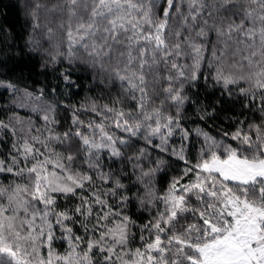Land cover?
Here are the masks:
<instances>
[{"label": "snow or ice", "instance_id": "6c2138e0", "mask_svg": "<svg viewBox=\"0 0 264 264\" xmlns=\"http://www.w3.org/2000/svg\"><path fill=\"white\" fill-rule=\"evenodd\" d=\"M11 7L0 264H264V0Z\"/></svg>", "mask_w": 264, "mask_h": 264}, {"label": "trees", "instance_id": "16d2710c", "mask_svg": "<svg viewBox=\"0 0 264 264\" xmlns=\"http://www.w3.org/2000/svg\"><path fill=\"white\" fill-rule=\"evenodd\" d=\"M14 0H0V19L3 18V14L7 13L8 19L10 21H15L17 19V11L15 8L11 7ZM7 5V7H6Z\"/></svg>", "mask_w": 264, "mask_h": 264}]
</instances>
